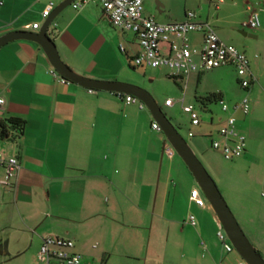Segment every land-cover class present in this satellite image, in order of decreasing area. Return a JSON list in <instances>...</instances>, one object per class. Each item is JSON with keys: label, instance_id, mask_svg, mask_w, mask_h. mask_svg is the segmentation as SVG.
Here are the masks:
<instances>
[{"label": "crops", "instance_id": "crops-1", "mask_svg": "<svg viewBox=\"0 0 264 264\" xmlns=\"http://www.w3.org/2000/svg\"><path fill=\"white\" fill-rule=\"evenodd\" d=\"M50 1L0 0V37L37 32L50 17L41 16ZM62 1H54L53 9ZM169 1L143 0V15L159 23L182 21L184 14L172 21ZM255 1L260 26L243 33L250 42L244 43L248 51L241 52L256 81L247 93L249 114L235 116L246 137L239 159L262 167L255 182L261 199L256 204L246 199L254 204L258 235L256 229L264 230V0ZM32 24L38 28L30 29ZM46 34L61 61L85 78L135 84L129 69L143 68L131 61L139 50L134 34L113 28L98 0L79 10L62 9ZM50 69L34 42L16 40L0 47V124L7 130L0 139V157H15L19 164L11 184L0 191V255L23 256L32 243L37 258L41 239L57 236L73 242L80 264H239L242 260L226 257L221 246L211 243L204 249L199 244V231L212 227L215 233L216 217L208 204L198 208L189 202V192L182 197L172 186L173 164L179 165L163 153L165 139L151 128L153 119L147 126L145 115L115 93L61 83ZM200 75L178 80L184 96L191 76L195 85ZM240 93L237 99L227 94L228 103L238 101ZM208 94L223 98L221 91L192 98L197 104L195 98ZM10 119L22 121L20 131L7 123ZM217 127L210 126L206 135ZM195 187L191 180L190 189ZM179 201L203 216L200 227L195 218L194 226L187 223L186 209L176 211ZM254 240L264 248V237ZM200 245L207 254L200 253Z\"/></svg>", "mask_w": 264, "mask_h": 264}, {"label": "built area", "instance_id": "built-area-1", "mask_svg": "<svg viewBox=\"0 0 264 264\" xmlns=\"http://www.w3.org/2000/svg\"><path fill=\"white\" fill-rule=\"evenodd\" d=\"M51 0L43 9L41 16L46 19L54 7ZM92 0H74L70 3L73 10H79ZM102 8L103 15L109 24L122 32L134 34L138 53L131 59L135 67L148 69H165L168 76L177 80L185 78L191 74H202L207 71L230 67L234 70L236 84L243 96L234 103H228L222 96H217L210 101L197 102L200 110L212 115L207 108L208 105H217L224 117H218L213 123L212 117L204 123L208 126L217 125L214 134H209L210 147L218 152L226 161L238 159L245 152L246 137L238 129L236 113L246 116L250 112V100L247 93L252 84L256 81L252 75L248 59L245 54L231 45L223 43L212 26L206 21H200L193 12H186L184 19L180 22L159 23L150 16L143 15V0H98ZM222 3L221 0L218 4ZM217 9L218 6L216 5ZM244 27L255 30L260 26L258 13L250 11L248 19L243 23ZM30 29L35 30L38 24H32ZM197 35L198 39L192 40L190 37ZM120 50H123L120 47ZM49 74L57 78L61 83H69L60 77L54 69H50ZM125 104L136 105L138 110L145 106L137 98L116 94ZM182 101V100H181ZM4 103L0 96V106ZM182 103V102H181ZM174 104L171 99H166L164 105L170 107ZM182 111L189 116V124L199 127L202 122L193 104L182 105ZM153 130L159 131L158 125L151 123ZM193 134L188 132V137ZM163 153L167 157H172L175 153L171 146L165 141ZM0 168L2 177L0 186L7 187L11 184L19 169L18 161L15 157L1 158ZM188 200L198 208H204L207 201L198 187L189 191ZM187 223L195 225L194 217L188 215ZM216 231L215 238L220 243L221 250L225 254L234 251L228 241L220 223L215 219ZM202 247L205 245L201 242ZM74 244L71 240L57 237L45 236L41 239L37 252V261L40 264H80L81 256L73 251ZM239 264H244L240 261Z\"/></svg>", "mask_w": 264, "mask_h": 264}, {"label": "rangeland", "instance_id": "rangeland-1", "mask_svg": "<svg viewBox=\"0 0 264 264\" xmlns=\"http://www.w3.org/2000/svg\"><path fill=\"white\" fill-rule=\"evenodd\" d=\"M219 0H170L169 6L172 11L174 18L172 21H180L183 14L186 12H193L198 19L201 21H207L219 37V39L227 44L235 47L239 51H248V47L244 44L250 42L248 39L243 37V33L249 35L251 29L244 27L248 19L249 13L252 10L258 12L255 0H221L222 3L218 4ZM218 6L216 9L215 6ZM132 80V85L138 86L145 90L150 97L153 99L155 104L164 114L166 119L172 124L177 130L180 136L186 141L189 147L194 152L197 159L203 165L206 172L214 181L217 186L222 198L227 204L233 217L237 221L242 232L254 247V249L264 259V248H259L255 242V236L263 238L264 230L258 229V235L254 233L255 224L253 217L254 206L259 199H261L262 190L256 182V177H260L262 173L261 165L253 167L247 161L242 159H235L231 161L224 160L218 152H215L210 147V137L206 135L208 125L206 123L210 117H212L213 123L216 119L221 116L220 109L217 105L210 104L207 108L211 111L212 115L205 113L200 110L198 104L192 98L193 94L201 95L209 91H221L225 101L230 102L232 99L227 97L232 96L237 99L242 95L236 84V76L234 70L230 67H222L207 71L200 75L198 82L193 84V76L189 81L186 95L184 96L180 84L177 85L171 79H169L168 73L165 69H158L156 71L150 69L136 68L129 69ZM129 84V83H128ZM183 98L184 102L180 103V99ZM249 98V97H248ZM166 99H171L174 104L170 107L164 105ZM193 104L195 110L198 113L202 124L199 127H194L189 124V116L182 111V105ZM136 108L137 106L134 105ZM145 115V119L142 123L149 126L152 119L148 110L144 107L140 110ZM147 119V120H146ZM188 132L193 134L192 137H188ZM160 136L163 134L160 132ZM174 161L178 163L179 169H176L173 164L171 171V183L175 187L180 196L185 197V194L189 192L192 176L186 169L181 159L174 154ZM166 160V159H164ZM2 172H0V178ZM171 187V188H173ZM5 187L0 186V191ZM252 199L246 201V199ZM189 205V211L186 206L181 202H177L178 213L185 212L186 216L192 215L196 221L197 226L200 227L203 221V216L197 215L196 210L191 211V204ZM209 205V204H208ZM188 211V212H187ZM206 214V213H205ZM209 226V225H208ZM203 227H201L202 229ZM198 229V228H197ZM260 231H263L260 232ZM209 232V233H207ZM214 228L211 227L207 231H199L198 242L204 243V245L213 244L217 249L220 248V243L214 236ZM4 239V238H3ZM261 247V246H260ZM39 247L37 246V250ZM201 254L205 255L201 245L199 247ZM226 257H234L240 261V257L235 251L225 254ZM26 262L29 264H39L36 258V254H33L32 243L27 248L26 253L20 257H9L0 255V264H21Z\"/></svg>", "mask_w": 264, "mask_h": 264}, {"label": "water", "instance_id": "water-1", "mask_svg": "<svg viewBox=\"0 0 264 264\" xmlns=\"http://www.w3.org/2000/svg\"><path fill=\"white\" fill-rule=\"evenodd\" d=\"M73 1L64 0L58 4L37 32L14 31L1 36L0 47L16 40L34 42L42 49L51 68L68 82L98 92L130 95L141 101L150 113L153 121L158 125L165 141L171 146L174 153L181 159L192 176L240 259L245 264H264V259H262L242 232L212 178L206 172L186 141L166 119L150 95L145 90L132 84L85 78L73 72L61 61L56 47L53 41L47 36L46 31L53 18Z\"/></svg>", "mask_w": 264, "mask_h": 264}, {"label": "trees", "instance_id": "trees-1", "mask_svg": "<svg viewBox=\"0 0 264 264\" xmlns=\"http://www.w3.org/2000/svg\"><path fill=\"white\" fill-rule=\"evenodd\" d=\"M169 79H171L174 83H176L177 85H179L178 80L174 77H170L167 76ZM217 96H220L219 94H208L205 97H201V98H195V100L197 102H202V101H210L212 99H215ZM8 124L16 127V129H18L19 131L22 128V121L18 120V119H10L7 121ZM7 137V130L5 128V125L0 124V139L6 138Z\"/></svg>", "mask_w": 264, "mask_h": 264}]
</instances>
